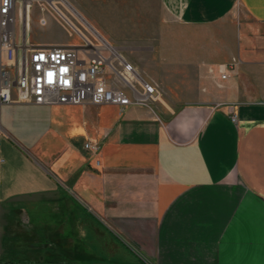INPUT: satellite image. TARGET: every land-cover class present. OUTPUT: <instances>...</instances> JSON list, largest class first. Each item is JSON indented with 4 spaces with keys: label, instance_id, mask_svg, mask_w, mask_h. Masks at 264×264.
I'll return each instance as SVG.
<instances>
[{
    "label": "crops",
    "instance_id": "obj_1",
    "mask_svg": "<svg viewBox=\"0 0 264 264\" xmlns=\"http://www.w3.org/2000/svg\"><path fill=\"white\" fill-rule=\"evenodd\" d=\"M65 2L133 45L122 55L158 96L120 110L12 91L0 264H264V0ZM37 4L12 11L17 62L80 45ZM0 62L10 69L1 50Z\"/></svg>",
    "mask_w": 264,
    "mask_h": 264
},
{
    "label": "built area",
    "instance_id": "obj_2",
    "mask_svg": "<svg viewBox=\"0 0 264 264\" xmlns=\"http://www.w3.org/2000/svg\"><path fill=\"white\" fill-rule=\"evenodd\" d=\"M18 1L26 13L32 3L43 2L72 27L58 6L64 0H0V50L11 63L7 69L0 62V107L11 103L13 90L36 106L111 105L123 110L148 106L157 98L158 91L142 81L122 53L104 40L94 43L80 37L82 42L76 47L32 49L17 62L12 11ZM40 24L45 25V20ZM230 119L236 123V114L231 113ZM84 149L91 155L99 151L92 143Z\"/></svg>",
    "mask_w": 264,
    "mask_h": 264
},
{
    "label": "rangeland",
    "instance_id": "obj_3",
    "mask_svg": "<svg viewBox=\"0 0 264 264\" xmlns=\"http://www.w3.org/2000/svg\"><path fill=\"white\" fill-rule=\"evenodd\" d=\"M37 3H38L37 5H40L38 7L41 8V10H43L44 12H46V14H48V15L52 16L54 19H56V21H58L70 35H72V36L74 35V36L78 37L79 40H80V37L87 39L88 41H91L94 43L97 42V40H104L107 43H109L111 46L117 48V50H119V52H121L122 54L123 53H130L131 46H133V45L128 44V43L127 44H122V43L114 44V43H111L110 40L108 42V39L105 40L103 37L98 35V33L96 31H94L93 29L83 26V24L79 22V18L76 15V13H74V11H72L68 7L65 0L63 1V3H59L58 6H59V9L62 11V14L64 15L65 20L69 24L72 25V27H71L72 29L70 27H68V25L63 21L64 19L62 20L61 18L56 16L54 13H52L47 8L45 3H43V2H37ZM146 30L147 29H142L140 31L143 32V34H145L144 32ZM81 42L82 41L80 40V43ZM118 47H123L124 49H119Z\"/></svg>",
    "mask_w": 264,
    "mask_h": 264
}]
</instances>
